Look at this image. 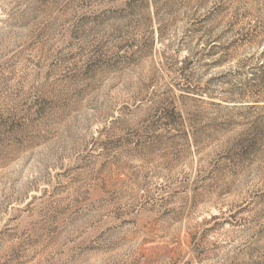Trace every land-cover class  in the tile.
<instances>
[{
	"label": "rangeland",
	"instance_id": "obj_1",
	"mask_svg": "<svg viewBox=\"0 0 264 264\" xmlns=\"http://www.w3.org/2000/svg\"><path fill=\"white\" fill-rule=\"evenodd\" d=\"M0 264H264V0H0Z\"/></svg>",
	"mask_w": 264,
	"mask_h": 264
}]
</instances>
